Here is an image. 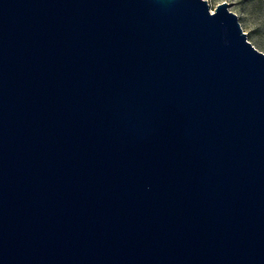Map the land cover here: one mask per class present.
Returning <instances> with one entry per match:
<instances>
[{"label":"water","instance_id":"95a60500","mask_svg":"<svg viewBox=\"0 0 264 264\" xmlns=\"http://www.w3.org/2000/svg\"><path fill=\"white\" fill-rule=\"evenodd\" d=\"M0 264H264V53L226 0H0Z\"/></svg>","mask_w":264,"mask_h":264},{"label":"rangeland","instance_id":"374dc122","mask_svg":"<svg viewBox=\"0 0 264 264\" xmlns=\"http://www.w3.org/2000/svg\"><path fill=\"white\" fill-rule=\"evenodd\" d=\"M211 11L225 0H207ZM228 9L235 12L247 39L264 53V0H226Z\"/></svg>","mask_w":264,"mask_h":264}]
</instances>
